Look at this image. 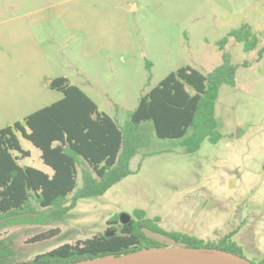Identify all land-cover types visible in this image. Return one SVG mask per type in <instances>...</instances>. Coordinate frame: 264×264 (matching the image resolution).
Returning <instances> with one entry per match:
<instances>
[{
	"label": "rangeland",
	"instance_id": "1",
	"mask_svg": "<svg viewBox=\"0 0 264 264\" xmlns=\"http://www.w3.org/2000/svg\"><path fill=\"white\" fill-rule=\"evenodd\" d=\"M5 20L23 27L27 61L48 73L47 91L51 80L67 77L121 127L141 96L170 73L219 67L223 39L237 67L236 85H223L216 102L217 144L205 140L188 154L183 139H159L153 123L144 122L147 144L133 160L134 170L141 164L138 174L103 196L79 200L62 220L36 202V214L0 220V241L10 245L14 262L105 234L110 219L137 209L163 217L168 232L222 239L239 228L244 257L264 261L257 253H264V0H0ZM245 24L259 39L250 51L229 37ZM20 140L31 152L20 164L51 173L40 151ZM86 168L81 160L79 187Z\"/></svg>",
	"mask_w": 264,
	"mask_h": 264
},
{
	"label": "trees",
	"instance_id": "2",
	"mask_svg": "<svg viewBox=\"0 0 264 264\" xmlns=\"http://www.w3.org/2000/svg\"><path fill=\"white\" fill-rule=\"evenodd\" d=\"M229 37L243 43L250 51L258 46V37L247 24L232 31ZM228 39L219 42L222 64L208 74L190 66L170 73L147 94L129 114L124 127L99 109L97 103L80 87L64 76L49 82V88L63 98L0 130V220L36 214V202L53 211L62 220L79 200L103 196L123 179L134 174L131 160L146 146L142 124L151 121L159 139H183L188 154L197 152L205 140L217 144L222 139L215 118L216 102L223 85L235 86L237 67L225 51ZM264 48L259 54L262 56ZM20 136L40 151L44 172L19 161L31 157L24 150ZM82 171L79 187V164ZM72 203L67 206L69 196ZM159 217L149 218L144 210L133 212L132 220L122 225L110 219L112 227L105 234L75 244H63L28 262H14L10 245L0 241V264H71L79 261L121 255L163 246L146 236L143 229L164 235L190 248L218 249L244 257V249L232 240L234 233L216 243L206 242L182 232H168ZM118 226V227H116ZM107 233H113L107 236ZM54 232L34 238H50ZM255 264H264L260 261Z\"/></svg>",
	"mask_w": 264,
	"mask_h": 264
},
{
	"label": "crops",
	"instance_id": "3",
	"mask_svg": "<svg viewBox=\"0 0 264 264\" xmlns=\"http://www.w3.org/2000/svg\"><path fill=\"white\" fill-rule=\"evenodd\" d=\"M9 23L8 20L0 22V130L25 119L30 114L63 98L62 93L54 90L47 91L45 89L43 77L48 73L38 63L35 62L32 64L30 61H27V35L23 27L19 25L10 26ZM145 157L142 159L144 160ZM134 158L130 162V167L134 171V174H138L141 164H139L138 170H134ZM148 217H159L161 219L160 224H162L163 217L160 215L151 214ZM238 229H231L229 234L234 233L232 240L243 247L244 245L240 242L242 231ZM192 235L194 236V234ZM197 238L205 241H216L220 239L214 235L209 237L198 236ZM257 253L264 259V253L262 251L258 250Z\"/></svg>",
	"mask_w": 264,
	"mask_h": 264
},
{
	"label": "water",
	"instance_id": "4",
	"mask_svg": "<svg viewBox=\"0 0 264 264\" xmlns=\"http://www.w3.org/2000/svg\"><path fill=\"white\" fill-rule=\"evenodd\" d=\"M132 216L128 213L120 215V223L128 224ZM150 239L163 246L137 250L118 256L108 255L101 258L87 259L71 264H255L237 254L208 248H190L177 243L167 236L143 229ZM113 233H107L112 236Z\"/></svg>",
	"mask_w": 264,
	"mask_h": 264
}]
</instances>
